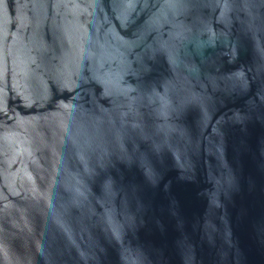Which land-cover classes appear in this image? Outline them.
<instances>
[{"label": "water", "instance_id": "water-1", "mask_svg": "<svg viewBox=\"0 0 264 264\" xmlns=\"http://www.w3.org/2000/svg\"><path fill=\"white\" fill-rule=\"evenodd\" d=\"M0 264H264V0H0Z\"/></svg>", "mask_w": 264, "mask_h": 264}]
</instances>
